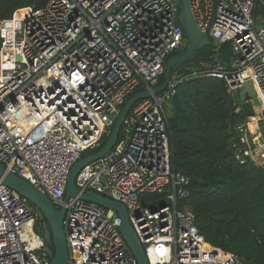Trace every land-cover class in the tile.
Masks as SVG:
<instances>
[{"label":"built area","instance_id":"built-area-1","mask_svg":"<svg viewBox=\"0 0 264 264\" xmlns=\"http://www.w3.org/2000/svg\"><path fill=\"white\" fill-rule=\"evenodd\" d=\"M262 1L190 0L199 26L236 56L230 68L201 74L224 79L232 96L249 83L260 100L249 116L236 101L235 114L245 117L235 124L233 149L241 164L264 167V144L256 141L264 140ZM181 7V0H46L0 20V162L66 206L69 264H139L115 209L64 198L83 152L100 146L127 98L157 86L167 57L186 45ZM187 77L174 73L162 93L137 102L123 137L81 169L76 185L126 205L149 264H245L200 232L185 203L191 177L172 163L165 103ZM37 219L35 206L0 180V264L51 263Z\"/></svg>","mask_w":264,"mask_h":264},{"label":"trees","instance_id":"trees-1","mask_svg":"<svg viewBox=\"0 0 264 264\" xmlns=\"http://www.w3.org/2000/svg\"><path fill=\"white\" fill-rule=\"evenodd\" d=\"M45 3L46 0H0V20L11 17L18 8ZM256 13L264 17V1L258 4ZM185 40L187 44L168 56L166 64L187 49L186 36ZM231 47L230 43L206 47L179 70L188 77L178 86L167 111L171 158L177 170L191 177L192 195L185 203L194 211L206 240L238 253L245 264H264V167L251 162L241 164L234 156L235 124L245 117L235 114L240 97L228 93L224 79L201 74L219 64L230 68L236 57ZM193 70L198 74L190 75ZM163 81L164 74L158 85ZM141 90L143 87L134 93ZM123 135L124 128L119 138ZM108 136L98 148L84 151L83 156L100 150Z\"/></svg>","mask_w":264,"mask_h":264},{"label":"water","instance_id":"water-1","mask_svg":"<svg viewBox=\"0 0 264 264\" xmlns=\"http://www.w3.org/2000/svg\"><path fill=\"white\" fill-rule=\"evenodd\" d=\"M181 4L182 7L178 19L187 38V49L173 56L167 62L164 72V81L161 84L143 89L131 95L123 106L120 115L117 117L105 145L97 152L88 156H83L74 164L71 169L64 198V201L67 203L71 197L78 196L80 199L87 202L96 203L105 208L115 209L122 218L120 231L139 264H149V261L144 245L130 222L126 205L121 201L105 196L94 190L82 191L76 185V177L83 167L104 157L115 147L119 140L124 120L137 102L162 93L168 87L174 73L186 68L187 64L194 61L199 52L204 48L215 46V42L209 36L208 32L199 26L192 11L190 0H181ZM240 100L243 103V111L246 116L254 113L255 105H260V100L256 97V91L249 83H246L244 89L240 92ZM0 180L8 187L16 190L23 197L27 198L35 206L40 220H44V237L50 246H54V250L52 247L50 250L52 256L50 264H69V249L64 225L66 206L57 208L48 195L40 192L22 176L7 170L5 165L1 162ZM101 180L103 181L104 178ZM38 230L40 231V229Z\"/></svg>","mask_w":264,"mask_h":264},{"label":"flooded vegetation","instance_id":"flooded-vegetation-1","mask_svg":"<svg viewBox=\"0 0 264 264\" xmlns=\"http://www.w3.org/2000/svg\"><path fill=\"white\" fill-rule=\"evenodd\" d=\"M36 225H37V228L40 229V232L44 235L45 234L44 220H40V218L38 217V219L36 220ZM52 248H54V246H52Z\"/></svg>","mask_w":264,"mask_h":264},{"label":"rangeland","instance_id":"rangeland-1","mask_svg":"<svg viewBox=\"0 0 264 264\" xmlns=\"http://www.w3.org/2000/svg\"><path fill=\"white\" fill-rule=\"evenodd\" d=\"M260 20H258V22H259ZM186 43V42H185ZM187 44V43H186ZM182 71H178V72H176V73H178V74H180ZM170 104H171V101H169V102H167V103H165V107H166V109H167V111L169 110V108H170ZM261 126H262V128H264V122H261Z\"/></svg>","mask_w":264,"mask_h":264},{"label":"bare ground","instance_id":"bare-ground-1","mask_svg":"<svg viewBox=\"0 0 264 264\" xmlns=\"http://www.w3.org/2000/svg\"><path fill=\"white\" fill-rule=\"evenodd\" d=\"M256 141L260 144H264V140L262 138H256Z\"/></svg>","mask_w":264,"mask_h":264},{"label":"crops","instance_id":"crops-1","mask_svg":"<svg viewBox=\"0 0 264 264\" xmlns=\"http://www.w3.org/2000/svg\"><path fill=\"white\" fill-rule=\"evenodd\" d=\"M258 20H260V23L264 22V17H262L261 15H258Z\"/></svg>","mask_w":264,"mask_h":264}]
</instances>
